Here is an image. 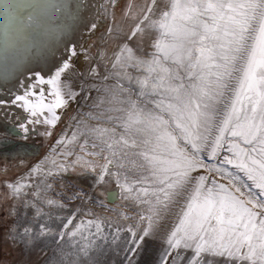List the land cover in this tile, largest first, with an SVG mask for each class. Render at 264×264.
<instances>
[{
    "label": "snow or ice",
    "instance_id": "6c2138e0",
    "mask_svg": "<svg viewBox=\"0 0 264 264\" xmlns=\"http://www.w3.org/2000/svg\"><path fill=\"white\" fill-rule=\"evenodd\" d=\"M115 3L107 0L106 15ZM85 7L0 0V79L20 67L17 48L51 34L48 19L75 22ZM123 15L125 38L111 55L97 52L76 88L66 79L76 74L73 48L51 75L34 73L21 94L0 99V108L27 113L18 125L24 140L28 125L55 128L58 110L77 105L48 155L4 184L10 216L22 206L34 221L46 218L35 233L14 225L11 238L51 237L54 264H102L110 252L137 264L146 238L167 221L153 264H264V0H129ZM121 32L116 24L107 35ZM68 173L90 177L93 194L48 196ZM72 200L88 207L53 215Z\"/></svg>",
    "mask_w": 264,
    "mask_h": 264
},
{
    "label": "rangeland",
    "instance_id": "374dc122",
    "mask_svg": "<svg viewBox=\"0 0 264 264\" xmlns=\"http://www.w3.org/2000/svg\"><path fill=\"white\" fill-rule=\"evenodd\" d=\"M128 3L129 0H116L115 7H113L111 12L106 15L104 13V8L108 6L107 0H103L101 4L102 8L100 10L101 14L99 15L98 20V22H100V28L96 34L87 38L84 43L85 48H83L82 52H80L82 53V56L85 52H87L90 57H94L90 61H86L84 59L85 64L87 63L89 65V62L92 63L93 61L95 62L99 59V57H97L98 51L107 52L111 55L117 44L125 38L124 33L130 30L129 25L131 23L124 18L123 15L127 10ZM116 24H119L122 28V32L119 34L120 37L115 39L109 38L107 35L108 28L109 26H113L115 28ZM134 43L136 45V42ZM83 57L85 58V55ZM85 64L83 65V68L84 70H87V65ZM102 64L103 63L100 64L101 70H103ZM69 115L71 114L67 113V116ZM1 116L2 114L0 113V119ZM20 116H22V114H20ZM6 117L5 121L10 123V125L12 124V126H14L17 130H19L18 125L20 123L26 122V120L21 118H17L18 120L14 118L16 120L15 122V120ZM64 121L66 122H63L62 125H59V127L56 126L55 128H51L43 124L28 125L32 131H30L26 140L21 138L23 134L20 130L19 131L22 135L19 136L0 131V141H9L11 143L9 146L0 145V173H2V176L0 175V184L4 194L7 191L4 188L5 182L8 180L15 181L21 177L20 175L37 164L49 153L52 146L55 145L56 141L60 138L62 131L67 129L69 124L68 117H66ZM46 127H48L49 131L52 133L50 136L42 135ZM12 144L14 145V148L8 150V148L12 147ZM4 169L7 171H3ZM9 172L11 173L10 176L5 174ZM63 178L66 180L67 185L65 188L57 187L54 190L53 196L55 198L67 202L68 198L74 195L77 190H82L90 195L93 194L90 188V185L92 184V179L90 177H81L77 174L68 173L64 175ZM0 194L3 196L2 193ZM11 204V201L0 197V264H54V258L58 246L51 237L34 239L30 245H26L19 239L14 240L11 238V229L14 225L16 226L17 232L22 231L24 227H31L33 229V233H35L39 230V225L46 218H40L34 221L32 219L34 215L33 210L24 209L22 206L18 207L17 216L12 217L9 215V208ZM86 207H88V205L83 204L80 200H72L65 212L67 213L75 208ZM46 211H49V209L47 208ZM57 214L59 213L53 210V215L55 216ZM100 214L108 215L107 213ZM50 223L52 227H55V223ZM121 223L125 225H134L135 221H121ZM121 235L123 237L126 236L127 233H122ZM163 235L164 231L160 230L158 227L154 237L146 238L144 251L137 259V264H153V261L156 259V256L162 246V241L164 239ZM101 260L102 264H122V254L121 256H116L114 252H110L107 256L102 257Z\"/></svg>",
    "mask_w": 264,
    "mask_h": 264
},
{
    "label": "bare ground",
    "instance_id": "6f19581e",
    "mask_svg": "<svg viewBox=\"0 0 264 264\" xmlns=\"http://www.w3.org/2000/svg\"><path fill=\"white\" fill-rule=\"evenodd\" d=\"M71 2L75 3L76 0H71ZM84 2L86 4V7L82 9L81 15L79 16L78 20L72 22L64 17L61 18L52 17L51 19H48L46 21L49 29L51 30V34L49 36L47 37L41 36L40 39L35 42V45H33L32 42H28L26 45H23L16 49L15 56L18 59H20V67L17 69L15 75H13L12 77L8 79H0V99L10 100L12 98L11 96L12 93L21 94L24 90V88L21 87V84L27 87L32 82V80H34L35 78L34 73H40L45 77L51 75V73L54 71V69L57 66H59L66 59L70 58L69 50L73 48L78 53V56L71 57V61L75 65L76 74L66 75V79L71 82V86L73 88H76L79 85L80 81L83 80V77L79 76V73L84 72L86 74L87 71L86 69L84 70L83 68L84 67L83 65L85 64L84 63L85 58L83 57L84 55L82 56L81 55L82 53L80 52H82V49L85 48L84 43L87 40V38L90 36L92 37L94 34H96L100 28V22H98V20H99V15L101 14L100 10L102 8L101 4L103 0H84ZM93 23L96 24L95 30H92L90 28V26ZM66 24L68 25V30L64 32L59 38H57L55 33L58 30L62 29ZM134 42L135 39L133 41H130L129 43L131 44V46L136 47ZM33 47H35V50H29V49H33ZM145 47H146V42H145ZM92 63L89 62V64ZM85 65H87L88 68L89 65L87 63ZM103 70H101V66H100V72L101 71L103 72ZM45 88H47L46 85ZM92 95L94 97L96 93H92ZM80 103H83V101L81 100ZM76 110H77L76 104H72V106L68 108L66 111L63 109L58 110V111H63L64 115H62L61 120L57 123L56 126L59 127V125H62L63 122H66L64 120L66 119V117H68L67 113L72 114ZM83 110L87 111L88 109L84 108ZM0 113L2 114L0 119V131L10 133L16 136L22 135L19 130H17L14 126H12V124L10 125V123H7L5 121L6 120L5 117L7 116L8 118L13 120L17 118L26 120L25 118L27 117V113H25L22 109L17 108L15 106H12L10 108H0ZM20 114H22L23 117L20 116ZM66 130L67 129L62 131L61 136ZM5 142L7 143L3 146H9L11 144L9 141H5ZM28 171L29 170H27L20 176H24ZM5 174H8V176L11 175L10 172ZM0 175L2 176V173H0ZM60 179H62L64 182L63 186H61L59 182ZM7 182L10 181L8 180ZM66 185L67 182L63 177L58 178L57 182L54 184V190L57 187L65 188ZM54 190L50 191L48 193V196H50L53 199H58L53 196ZM0 193H2L3 195L1 196L0 194V197L4 199L5 194L2 191L1 184H0ZM46 209L47 208H45L44 210L46 211ZM66 214H67L66 212H59V215L62 216ZM167 226H168L167 221H165L162 224V226L159 227L160 230L164 231L163 236H165L166 234Z\"/></svg>",
    "mask_w": 264,
    "mask_h": 264
},
{
    "label": "water",
    "instance_id": "95a60500",
    "mask_svg": "<svg viewBox=\"0 0 264 264\" xmlns=\"http://www.w3.org/2000/svg\"><path fill=\"white\" fill-rule=\"evenodd\" d=\"M12 148H14V145H13V144H12V147L8 148V150H10V149H12Z\"/></svg>",
    "mask_w": 264,
    "mask_h": 264
}]
</instances>
